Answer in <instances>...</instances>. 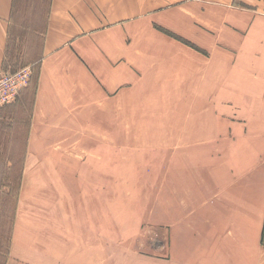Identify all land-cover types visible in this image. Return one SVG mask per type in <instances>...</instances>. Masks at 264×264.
Masks as SVG:
<instances>
[{"label":"rangeland","instance_id":"obj_1","mask_svg":"<svg viewBox=\"0 0 264 264\" xmlns=\"http://www.w3.org/2000/svg\"><path fill=\"white\" fill-rule=\"evenodd\" d=\"M19 1L13 59L32 68L48 0ZM200 12L202 24L189 17L167 41H137L136 71L120 73L116 94L82 105L66 131H29V100L8 112L0 264L14 238L37 264H256L263 25L237 34Z\"/></svg>","mask_w":264,"mask_h":264},{"label":"crops","instance_id":"obj_2","mask_svg":"<svg viewBox=\"0 0 264 264\" xmlns=\"http://www.w3.org/2000/svg\"><path fill=\"white\" fill-rule=\"evenodd\" d=\"M19 4L0 0V72L20 68L11 48ZM201 9L216 18L209 21L213 27L217 21L237 34L247 33L249 23L263 25L259 38L264 41V0H48L39 60L30 63L33 78L18 101L0 108V126L8 112L29 100V131H66L67 120L81 118L82 105L97 103L103 90L116 94L120 73L129 78L128 72L136 71L137 41L157 35L167 41L169 30L182 34L185 20L201 16ZM212 26L207 32L214 31ZM257 217L256 264H264V204ZM17 246L14 238L5 264H37L28 253H17Z\"/></svg>","mask_w":264,"mask_h":264},{"label":"built area","instance_id":"obj_3","mask_svg":"<svg viewBox=\"0 0 264 264\" xmlns=\"http://www.w3.org/2000/svg\"><path fill=\"white\" fill-rule=\"evenodd\" d=\"M31 66H24L18 71L0 72V108L14 103L21 90L26 87L32 77Z\"/></svg>","mask_w":264,"mask_h":264},{"label":"trees","instance_id":"obj_4","mask_svg":"<svg viewBox=\"0 0 264 264\" xmlns=\"http://www.w3.org/2000/svg\"><path fill=\"white\" fill-rule=\"evenodd\" d=\"M33 76V75H32Z\"/></svg>","mask_w":264,"mask_h":264}]
</instances>
